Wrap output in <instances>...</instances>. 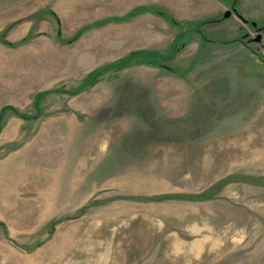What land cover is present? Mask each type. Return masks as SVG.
<instances>
[{
    "label": "rangeland",
    "instance_id": "374dc122",
    "mask_svg": "<svg viewBox=\"0 0 264 264\" xmlns=\"http://www.w3.org/2000/svg\"><path fill=\"white\" fill-rule=\"evenodd\" d=\"M162 1L0 0V110L33 117L47 93L35 119L2 115L0 264H264V33L207 25L248 44L191 35L162 67L66 94L132 51L167 52L177 31L148 13L68 43ZM244 11L264 27V0Z\"/></svg>",
    "mask_w": 264,
    "mask_h": 264
},
{
    "label": "trees",
    "instance_id": "16d2710c",
    "mask_svg": "<svg viewBox=\"0 0 264 264\" xmlns=\"http://www.w3.org/2000/svg\"><path fill=\"white\" fill-rule=\"evenodd\" d=\"M153 14L155 16H158L160 18H162L163 20H165L169 26H171L172 28L176 29L177 33L175 35V37L173 38L167 52L165 53H160V52H156V51H152V50H137V51H132L130 52L128 55H126L125 57L114 61L110 64L104 65L102 67H99L95 70H93L91 73H89L86 78L82 81V83L75 88L73 91L68 92L66 94H70V95H74L79 93L82 89L92 86L99 77H101L102 75L111 72V71H122L125 68L133 65V64H139V65H149V66H154V67H162L164 63H167L171 60L174 59L176 53L178 51H180L185 45H187L190 41V36L191 35H198L199 39L201 40V42L203 44H216V45H220V46H226V45H233L236 43H240L243 45H246V43H248V40L244 39V36H242V34H240L237 38L229 40V41H223V40H218V39H210L209 37H207L204 33H203V27L206 25H217L222 23L225 19L223 17H219L216 19H209V20H203V21H198V22H193V23H185V24H180L178 23L174 18H172L170 15H168L166 12L162 11L161 9H157V8H151V7H145V6H139V7H135L131 10H129L125 15L121 16V17H116V18H107L104 20H100L98 22H95L92 25H87L81 29H79L74 36L72 37V39H70L68 41V43L72 42L73 40H75L76 38H78L80 36V34H82V32L94 28V27H100L108 22H113V23H120V22H127L129 20H132L133 18L142 15V14ZM47 14L53 18L56 23L58 24L57 18L55 17L53 12H47ZM236 16L243 20L242 17L236 13ZM245 24L250 25L252 27L251 22L246 21ZM253 29L255 30V28L253 27ZM8 30L5 29V32ZM258 30H262L264 31V27L258 28ZM59 36V33L57 31V38ZM4 37V34L2 33L0 35V39H2ZM57 92V91H55ZM47 93H39L37 95H35L34 97V106H35V110L37 112V114H35V116L30 117V116H26V115H22L20 113H18L16 110L10 108V107H3L0 110V129H1V124H2V115L5 111L10 110L16 117L21 118L23 120H31V119H35L38 117V101L39 99L44 96ZM0 226L1 223H0Z\"/></svg>",
    "mask_w": 264,
    "mask_h": 264
},
{
    "label": "crops",
    "instance_id": "0c3cea01",
    "mask_svg": "<svg viewBox=\"0 0 264 264\" xmlns=\"http://www.w3.org/2000/svg\"><path fill=\"white\" fill-rule=\"evenodd\" d=\"M257 1L260 3L261 0ZM145 7L161 9L180 24L216 19L223 17V14L230 10V16L228 18L223 17L225 19L224 21L229 19L236 20V22L239 23L238 17L236 16V13H238L244 21H249L251 24L254 23L255 26H257L255 22L249 20L251 17H245V0H163L157 6L145 5ZM258 9L260 13L261 10L260 8ZM221 24L222 23H220V25ZM239 25L237 28H239V30L243 29V27H239ZM196 36L199 37L198 35Z\"/></svg>",
    "mask_w": 264,
    "mask_h": 264
},
{
    "label": "flooded vegetation",
    "instance_id": "af4514ba",
    "mask_svg": "<svg viewBox=\"0 0 264 264\" xmlns=\"http://www.w3.org/2000/svg\"><path fill=\"white\" fill-rule=\"evenodd\" d=\"M254 28H255L254 31L256 32V36H257V34H259V35L261 36V38H263V33H264V31H260V30H258L259 27H257V26H255ZM261 32H262V33H261ZM244 34H245V33H244ZM244 34H242V36H244V37H248L247 34H245V35H244ZM245 40H248V41H249V39H245ZM262 40L264 41V38H263ZM247 44H248V43H246L245 46H247ZM263 58H264V55H263Z\"/></svg>",
    "mask_w": 264,
    "mask_h": 264
},
{
    "label": "water",
    "instance_id": "95a60500",
    "mask_svg": "<svg viewBox=\"0 0 264 264\" xmlns=\"http://www.w3.org/2000/svg\"><path fill=\"white\" fill-rule=\"evenodd\" d=\"M230 16V12L229 11H226L224 14H223V17L224 18H228ZM243 23H245L246 21H244V20H241ZM252 27H255V24L254 23H252ZM261 38V36L260 35H257V37L255 38V41L257 42V41H259V39Z\"/></svg>",
    "mask_w": 264,
    "mask_h": 264
},
{
    "label": "bare ground",
    "instance_id": "6f19581e",
    "mask_svg": "<svg viewBox=\"0 0 264 264\" xmlns=\"http://www.w3.org/2000/svg\"><path fill=\"white\" fill-rule=\"evenodd\" d=\"M38 170V169H37Z\"/></svg>",
    "mask_w": 264,
    "mask_h": 264
}]
</instances>
